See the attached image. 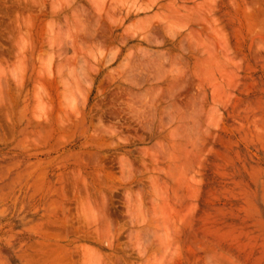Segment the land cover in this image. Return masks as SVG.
I'll return each mask as SVG.
<instances>
[{
  "label": "rangeland",
  "instance_id": "rangeland-1",
  "mask_svg": "<svg viewBox=\"0 0 264 264\" xmlns=\"http://www.w3.org/2000/svg\"><path fill=\"white\" fill-rule=\"evenodd\" d=\"M0 264H264V0H0Z\"/></svg>",
  "mask_w": 264,
  "mask_h": 264
}]
</instances>
